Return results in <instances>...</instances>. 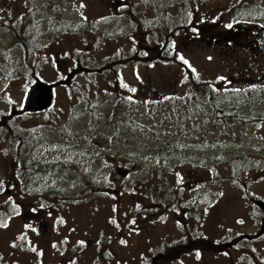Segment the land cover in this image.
I'll return each mask as SVG.
<instances>
[{
    "label": "rangeland",
    "instance_id": "rangeland-1",
    "mask_svg": "<svg viewBox=\"0 0 264 264\" xmlns=\"http://www.w3.org/2000/svg\"><path fill=\"white\" fill-rule=\"evenodd\" d=\"M0 212V264H264V0H0Z\"/></svg>",
    "mask_w": 264,
    "mask_h": 264
},
{
    "label": "trees",
    "instance_id": "trees-1",
    "mask_svg": "<svg viewBox=\"0 0 264 264\" xmlns=\"http://www.w3.org/2000/svg\"><path fill=\"white\" fill-rule=\"evenodd\" d=\"M156 10L158 11V6L154 5ZM156 11V13H157ZM159 15H158V19L159 20H163V18H170V15L168 14L167 11H159ZM161 22V21H160ZM142 23V17L138 20V23L132 24V20L130 21L131 25H134V29H140V26L138 27L139 24ZM263 23V22H262ZM64 27L61 26H51L50 27V31H62ZM172 32V30H171ZM17 36L20 37V34L17 33ZM23 47H22V51H23V57L26 60L27 64L29 63L30 58L32 57V54H34V47L31 44H28L26 41L23 42ZM212 89H208L207 91H211ZM169 149H165V150H159L158 151V155H159V160L163 163L165 162H174V161H178L180 160L179 158H181L182 160V155L181 152L177 151L176 149H173L172 146H168ZM258 163L255 160H250L248 158H241L240 160L237 161V164L235 163V168L237 170H239V172L242 171H247V170H255L258 167ZM164 194L167 196V201L170 200V195L171 192L169 190H165ZM163 202L165 201L164 199L162 200ZM2 213V212H0ZM8 215H6L5 217H7ZM181 243L180 242H174V243H169V244H162L158 247H154L150 252L152 255V258L149 259L148 262H150L149 264H158V260L160 258H163L165 256V253L169 251V254L174 250V249H178L179 247H181Z\"/></svg>",
    "mask_w": 264,
    "mask_h": 264
},
{
    "label": "water",
    "instance_id": "water-1",
    "mask_svg": "<svg viewBox=\"0 0 264 264\" xmlns=\"http://www.w3.org/2000/svg\"><path fill=\"white\" fill-rule=\"evenodd\" d=\"M50 103L51 91L47 86L37 83L30 88L27 96V109L32 111L39 110L47 107ZM117 173L119 176H124L126 170L121 169Z\"/></svg>",
    "mask_w": 264,
    "mask_h": 264
},
{
    "label": "snow or ice",
    "instance_id": "snow-or-ice-1",
    "mask_svg": "<svg viewBox=\"0 0 264 264\" xmlns=\"http://www.w3.org/2000/svg\"><path fill=\"white\" fill-rule=\"evenodd\" d=\"M229 27H231V25H229ZM181 59H183V57H181ZM185 63H188L187 61H184Z\"/></svg>",
    "mask_w": 264,
    "mask_h": 264
}]
</instances>
